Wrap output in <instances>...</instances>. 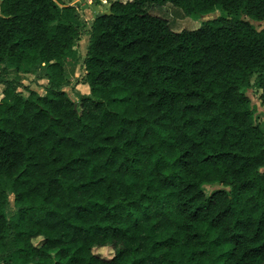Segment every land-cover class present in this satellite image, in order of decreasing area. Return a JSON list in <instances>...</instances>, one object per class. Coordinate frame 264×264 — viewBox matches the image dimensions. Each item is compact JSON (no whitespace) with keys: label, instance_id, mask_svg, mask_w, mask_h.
Listing matches in <instances>:
<instances>
[{"label":"trees","instance_id":"trees-1","mask_svg":"<svg viewBox=\"0 0 264 264\" xmlns=\"http://www.w3.org/2000/svg\"><path fill=\"white\" fill-rule=\"evenodd\" d=\"M70 1L0 0V264H264L247 93L264 105V0H111L87 21ZM167 4L222 14L174 31L149 11ZM68 63L90 86L80 109ZM13 72L46 94L24 97Z\"/></svg>","mask_w":264,"mask_h":264},{"label":"rangeland","instance_id":"rangeland-1","mask_svg":"<svg viewBox=\"0 0 264 264\" xmlns=\"http://www.w3.org/2000/svg\"><path fill=\"white\" fill-rule=\"evenodd\" d=\"M93 1L95 2V0H82L80 3L83 5L84 2H87L89 4L92 3ZM102 2L103 3L101 5L104 6V8H107L111 4V0H102ZM81 4L80 6L83 7ZM106 10H108V8L103 10V12ZM149 11L165 18L168 21L170 27L174 31H182L184 29H188V30L197 29L202 25L204 21L217 18L222 14L220 10H217L210 14L202 15L198 18H193L186 16L180 8L174 7L171 4H167L163 7H156V6L150 7ZM250 21L253 24H255L258 29L264 28V21H254V20H250ZM81 23H83V21ZM81 29L83 31L80 37V41L78 43V48L79 50H81L80 52H83V48L87 49L88 41H87V37L85 36V32H84L85 30L83 28ZM12 75L16 76V78H19V80H22L23 84L28 86L26 88L25 87L21 88L24 97L29 94L30 90H35L41 95L46 94L45 86L48 84V81L46 79H40L38 78V75H33V74L22 75L20 72H13ZM66 75L68 79L72 82V86H67L64 88V90L77 103L80 109L81 94L83 93H81L82 90L79 87H77L79 89L76 88V85H79L77 84V80L82 76L81 65L80 64L77 65L75 63H68L66 66ZM3 91H4V86L0 85V98L3 96ZM247 93L252 99L253 106L255 109V122L264 131V105H262L260 100L261 90L258 89L256 86H252L247 90ZM262 172H264V168L262 169ZM223 188L228 189V187L219 184H206L204 186V191L207 195H210L216 190ZM14 197H15L14 194H10V201L12 206H14ZM33 242L35 245H41L43 243V238L42 237L36 238L33 240ZM53 253L54 255H56V251ZM95 253L100 255L101 257L108 259L114 255V250L110 246H104L100 248H95Z\"/></svg>","mask_w":264,"mask_h":264},{"label":"crops","instance_id":"crops-1","mask_svg":"<svg viewBox=\"0 0 264 264\" xmlns=\"http://www.w3.org/2000/svg\"><path fill=\"white\" fill-rule=\"evenodd\" d=\"M65 1H69V0H65ZM81 1L82 0H71L70 5H75L77 7L81 17L85 21L92 19L95 15H98L100 12H103V10L109 8V6L107 8H104V6L101 5L103 3L102 0H95V2L93 1L92 3H89V4L87 2H84L83 5L80 3ZM124 1H126V0H124ZM79 3L83 7H81ZM85 36L87 37V41H89V35L85 34ZM79 51H81V50H79ZM85 51L87 52V49L83 48V52H80V53H82L81 54L82 56L86 55ZM77 87H79L83 91L82 92L80 90L81 93H83V94H89L90 93V87L88 84L80 83L79 85H76V88ZM79 88H77V89H79Z\"/></svg>","mask_w":264,"mask_h":264},{"label":"water","instance_id":"water-1","mask_svg":"<svg viewBox=\"0 0 264 264\" xmlns=\"http://www.w3.org/2000/svg\"><path fill=\"white\" fill-rule=\"evenodd\" d=\"M108 14V13H111V10L110 9H108L107 11H105V12H100L97 16H101V15H103V14Z\"/></svg>","mask_w":264,"mask_h":264}]
</instances>
